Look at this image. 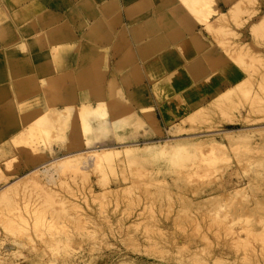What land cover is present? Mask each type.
Masks as SVG:
<instances>
[{"label":"rangeland","instance_id":"rangeland-1","mask_svg":"<svg viewBox=\"0 0 264 264\" xmlns=\"http://www.w3.org/2000/svg\"><path fill=\"white\" fill-rule=\"evenodd\" d=\"M198 1L214 11L203 25L217 18L215 0ZM246 6L204 25L227 58L242 66L240 92L187 109L193 95L181 97L165 83L162 89L158 80L164 91L152 86L154 94L176 106L171 122L158 114V133L137 122L144 119L141 106L155 103L146 86L128 85L123 68L114 67L118 52L105 44L108 34L95 33L92 22L101 20L89 0H0V191L4 176L13 182L35 167L49 168L57 156L83 151L66 173L48 169V179L37 171V182L0 198V264H264V30L251 26V42L233 40V29L264 18V0ZM108 11L119 18L117 7ZM85 42L94 51L86 68ZM237 45L245 54L235 58L229 46ZM11 62H24L31 74L23 78ZM62 71L71 75L61 85L43 86ZM51 107L65 113L53 117L58 129L48 131L43 114ZM37 116L33 126L44 125L50 134L43 130L45 146L25 145ZM232 128L241 135L235 143L223 140ZM127 144L146 146L148 155L128 160ZM89 147H116L121 154L95 166L84 151Z\"/></svg>","mask_w":264,"mask_h":264},{"label":"crops","instance_id":"crops-1","mask_svg":"<svg viewBox=\"0 0 264 264\" xmlns=\"http://www.w3.org/2000/svg\"><path fill=\"white\" fill-rule=\"evenodd\" d=\"M233 3L236 0H215L213 7L225 12ZM89 5L101 20L98 25L94 24L95 20L92 22L95 33L108 34L105 44L115 46L118 52L114 67L123 68L121 74H126L128 85L148 88V97L157 108L153 111L158 122H161L159 113L165 118L162 117L163 121L171 122V109L176 108L154 94L153 83L161 78L175 94L181 97L193 95L188 109L192 105L206 104L246 76L180 0H89ZM113 7L119 11L118 19L108 11ZM102 13L115 22V27L104 22ZM250 27L251 23L247 22L240 29H233L237 33L233 40L251 42ZM89 40L99 50L94 40ZM11 69H20L23 78L31 74L24 62L17 66L12 64Z\"/></svg>","mask_w":264,"mask_h":264},{"label":"bare ground","instance_id":"bare-ground-1","mask_svg":"<svg viewBox=\"0 0 264 264\" xmlns=\"http://www.w3.org/2000/svg\"><path fill=\"white\" fill-rule=\"evenodd\" d=\"M182 1V2H181ZM203 1H208L209 2V0H203ZM252 1H254V0H236V3H233L231 6L229 5V8H228V10L227 11H225V12H219V11H217V9L215 10V12H216V14H217V18H215V19H212V20H215V21H213L214 22V25H215V23L217 24V22H219V23H221V21H225V20H227L228 18H231V17H234L236 14L235 13H237L236 11H240L241 10V8L242 9H244V10H246V8H247V6L246 5H248V4H250ZM180 2L182 3V4H184V6H186V4H187V8H188V6H189V4H191V5H193V7H195L196 5H197V3L199 2L200 3V1H196L195 2V0H191V2H190V0H180ZM196 4L195 6H194V3ZM202 2V1H201ZM212 2H214V1H210L209 3H212ZM250 2V3H249ZM203 3V2H202ZM205 3V2H204ZM203 3V6H205V5H207L206 3L204 4ZM190 5V8L192 7ZM202 6V5H201ZM201 6H200V8H199V6L197 5L196 7H198L197 9H196V7L194 8V9H196L195 11H194V9L192 8L190 11H192L194 14L196 13L198 16H196L195 15V17L197 18V17H199L200 18V16H203V18L201 17V23H202V21H205V20H208V16H209V14L210 13H212V11H210L209 9L208 10H206L204 7H202L203 9H205L204 11V13L206 14H208V15H206L207 16V19H206V16H205V14H198L200 11L201 12H203L201 9ZM189 8V9H190ZM238 9H240V10H238ZM250 9V8H249ZM197 11V12H196ZM192 12H190V13H192ZM214 12V11H213ZM218 12V13H217ZM241 12V11H240ZM193 13H192V15H193ZM245 13V12H244ZM242 14V13H241ZM251 14H252V12H251ZM211 15V14H210ZM205 16V17H204ZM219 16V17H218ZM194 17V16H193ZM199 18H197L198 19V21L200 20ZM236 18H239L238 17V15H237V17H235V19ZM233 19V18H232ZM231 19V20H232ZM212 20H210V21H212ZM230 20V19H229ZM210 21H209V23H210ZM235 21V20H234ZM200 22V21H199ZM237 22V21H236ZM203 23H205L206 24V22H203ZM209 23H207L206 24V26H210V24ZM223 23V22H222ZM204 24V25H205ZM213 24V23H212ZM211 24V26H213ZM224 25V24H223ZM238 25V24H237ZM221 25H219V27H220ZM252 27H253V29H254V31L255 30H264V18H261V20H259L258 22H256V23H252V25H251ZM216 27V26H215ZM218 27V26H217ZM218 27V28H219ZM223 26H221V28H222ZM252 27H250V29L252 28ZM213 28V27H212ZM225 28V27H224ZM209 31V30H208ZM213 31H214V28H213ZM260 31H259V33H260ZM216 32H218V31H216ZM226 32H228V30L226 31ZM234 32V31H233ZM251 32V31H250ZM210 34H211V30H210V32H209ZM229 33V32H228ZM232 33V32H231ZM255 33H257L256 31H255ZM217 34V33H216ZM212 35V34H211ZM262 35V34H261ZM214 36V35H213ZM215 41V40H214ZM234 44V43H233ZM244 45V44H243ZM242 45V46H243ZM234 46V45H233ZM233 46H229V47H231L230 48V51L229 52H232V56H234L235 58L236 57H240V56H243L244 54H245V51H243L244 53L242 54V47H241V45H237L236 47V50H237V53H236V50H234L232 47ZM59 47V46H58ZM224 47V46H223ZM240 47V48H239ZM247 47V46H246ZM55 48H57V47H55ZM71 48V47H70ZM235 48V47H234ZM61 49V48H60ZM228 49V48H227ZM57 50V49H56ZM72 51V50H71ZM248 51V50H247ZM94 51H92V49H91V46H90V43H88V42H85L83 45H82V54H83V59H80V60H83L82 61V67H84V68H86V66H87V64H88V62H87V56L89 55V62H90V59H91V54L93 53ZM225 52V51H224ZM237 54V55H236ZM240 56H239V55ZM246 54H247V52H246ZM248 54H250V53H248ZM226 55H227V53H226ZM249 57V56H248ZM247 57V55H246V58H248ZM234 58V59H235ZM250 58V57H249ZM232 59V58H231ZM247 60V59H246ZM245 60V61H246ZM256 60V59H255ZM257 60H259V59H257ZM256 60V61H257ZM261 60V59H260ZM237 61H239V59L237 60ZM247 61H249V60H247ZM246 61V62H247ZM262 61V60H261ZM254 62V61H253ZM263 62V61H262ZM240 63L242 64H244L245 65V63H244V61L243 62H241L240 61ZM248 63V62H247ZM259 63H260V61H259ZM242 64V65H243ZM256 64V63H255ZM254 64V65H255ZM248 65H251L250 63H248ZM242 67V66H241ZM247 67V66H246ZM256 67V66H255ZM254 69V68H253ZM250 70V69H249ZM77 71V69H74V72H76ZM258 71V70H257ZM63 72V71H62ZM66 72V71H65ZM247 73V72H246ZM77 74V73H76ZM247 74H249V73H247ZM70 75H71V72L70 71H67L66 73H62V74H57V75H52V76H49L48 78H46V79H44V83H43V86H54V85H57V86H59V85H61L62 84V82L66 79V78H68V77H70ZM251 77V76H250ZM263 79V78H262ZM22 80H23V78H22ZM246 80V79H245ZM243 79L239 82V83H237V84H235V86L233 85L232 87H229V88H227L224 92H222V93H220L219 95H217L216 96V98H214L215 100L216 99H218V98H221V97H225V96H229V95H231V96H233V95H237L239 92H240V88L242 87V85L241 84H244L243 83ZM245 82V81H244ZM259 82H261V81H259ZM156 84H154L153 85V88L155 89V87L157 88V90H159V92L161 91L162 93H163V91L164 90H160L161 88L163 89V86H164V83L166 84V86H168L167 85V82H166V80L164 79V78H161L160 80H159V85H157V82H155ZM246 83V82H245ZM18 85H22V81H21V84H19L18 83ZM162 86L161 88H159V87H157V86ZM33 86H36V85H33ZM244 86V85H243ZM246 86V85H245ZM257 86H260V85H257ZM263 86H261V88H262ZM16 88V87H15ZM159 88V89H158ZM168 88V87H167ZM167 88H165V90L167 89ZM240 89V90H239ZM157 90H155L156 92H157ZM169 90V93H170V89H168ZM237 90H239V91H237ZM154 90H153V92H155ZM247 91V90H246ZM262 91V90H261ZM238 92V93H237ZM243 92V91H242ZM161 93V94H162ZM165 93H166V91H165ZM172 93V92H171ZM237 93V94H236ZM247 93V92H246ZM253 94V93H252ZM163 95H166V94H163ZM247 95V94H246ZM248 96V95H247ZM248 97H250V96H248ZM256 97V96H255ZM19 98H21V97H19ZM232 98V97H231ZM254 98V97H253ZM257 98V97H256ZM245 99V98H244ZM262 99V98H261ZM215 100H213V101H215ZM257 100V99H256ZM216 101H219L220 102V99L219 100H216ZM215 101V102H216ZM233 101V100H232ZM231 101V102H232ZM253 101V100H252ZM219 102H217V103H219ZM251 102V101H250ZM256 102V101H255ZM223 103V102H222ZM221 103V104H222ZM104 104V103H103ZM224 104V103H223ZM223 104L221 105V106H223ZM230 104V103H229ZM228 104V105H229ZM249 104V103H248ZM250 104H252L253 105V103H250ZM257 104V103H256ZM260 104V103H259ZM98 105H100V104H98ZM231 105V104H230ZM86 106V108L89 106V105H85ZM226 106H227V104H226ZM251 106V105H250ZM99 107V106H98ZM101 107H102V105H101ZM225 107V106H224ZM80 108V107H79ZM85 107L82 109L83 110V112L82 113H86L87 114V109H86ZM93 107H91L90 109H92ZM100 108V107H99ZM145 108V112H144V119H139V120H137V122L138 123H140V124H142V123H145V124H147V126L149 125V126H152L153 128H155V129H157L159 132L158 133H162V130H161V128H160V126H159V124H158V120H157V118L155 117V115H154V111H153V108L151 107V106H149V107H144ZM219 108V107H218ZM223 108V107H222ZM221 108V109H222ZM81 109H79V112H80V110ZM96 109V108H95ZM98 109V108H97ZM102 109V108H101ZM142 109H143V107H142ZM199 109V108H198ZM198 109H196L195 111H192V112H196ZM220 109V108H219ZM226 109V108H225ZM228 109V108H227ZM226 109V110H227ZM62 110V109H61ZM61 110H59L58 108H55V107H51L50 108V110L48 111V112H46V111H44L43 113V115H44V118H45V121L47 120L48 122L47 123H45L44 125H46V127L48 128V131L50 130V128H52L53 130H57L58 129V127L56 128V122H57V124H58V120H59V118L57 119V121L54 123V116L56 115V118L60 115V114H63V113H65V112H61ZM86 110V111H85ZM89 110V109H88ZM70 111V110H69ZM73 111V110H72ZM93 111V110H92ZM89 112L90 113V116L92 117V119H93V117H95V115L96 114H98V112ZM99 111V110H98ZM141 111V112H142ZM220 111V110H219ZM81 112H80V115H81ZM101 112V111H100ZM191 112V113H192ZM222 112H224V110L222 111ZM222 112H221V114H222ZM88 113V114H89ZM92 113V114H91ZM190 113V114H191ZM193 113V116H197V115H195ZM197 114V113H196ZM225 114V113H224ZM41 115V114H40ZM85 115V114H84ZM226 115V114H225ZM143 116V115H142ZM192 116V114H191V116H189V117H193ZM224 116V115H223ZM54 117V118H53ZM84 118V117H83ZM241 118V117H240ZM245 118H247V116L245 117ZM228 119V118H227ZM261 119V118H260ZM39 120V116H37V118H35V120L34 121H32V124L31 125H29L28 127L29 128H27V133H26V130H25V133L27 134V136L25 135V137H28V140H27V138H26V143L24 142V144L25 145H29V146H33V145H38L40 142H42V144L44 143V145H42V146H45V141H46V139L44 140L43 138L45 137L44 136V133H43V130L45 129L46 131V133H49V132H47V129H46V127L43 125L42 126V128H41V126H40V128H39V126H33V125H35V122H37ZM94 120V119H93ZM245 120V119H244ZM247 121H249V120H251V119H246ZM254 120H256V119H254ZM253 120V121H254ZM63 121V120H62ZM252 121V120H251ZM63 124V123H62ZM39 125V124H38ZM86 125V124H85ZM60 127V126H59ZM85 127V126H84ZM86 128V127H85ZM84 128V129H85ZM260 129H264V127H262V128H260ZM259 129V130H260ZM23 131V130H22ZM176 131H179V132H182V130L180 129H178V130H176ZM264 131V130H263ZM38 132V133H37ZM51 132V131H50ZM58 132V131H57ZM238 132H240V131H236V130H234L233 128L232 129H229V130H226L225 131V133H224V136H223V140H228V142L229 143H231V142H237L238 141V139L241 137V135H239L238 134ZM264 133V132H263ZM22 134V133H21ZM50 134V133H49ZM49 134H47V136H50ZM56 134V133H55ZM54 135V134H53ZM52 135V136H53ZM46 136V137H47ZM51 136V137H52ZM21 137V136H20ZM24 138V137H23ZM38 139H40V140H38ZM48 139V138H47ZM16 140H17V138H16ZM21 140V139H20ZM20 140L19 141H17V142H20ZM53 140V139H52ZM23 141H25V140H23ZM49 141V140H48ZM47 143V142H46ZM48 144V143H47ZM46 144V146H48ZM145 145V144H144ZM171 145V144H170ZM169 145V146H170ZM181 146H182V144H181ZM34 147V146H33ZM48 148V147H47ZM90 148V147H89ZM87 148L86 150H84V151H88V152H90L91 153V159L93 160V162H94V164H96L95 166H103V165H105V164H107V163H113L114 162V160H115V158L116 157H118L120 154H121V151L118 149V148H116V147H92V148ZM160 149V148H159ZM147 150H148V148L146 147V146H144L143 147V145L142 146H139V145H132V144H127L126 146H125V149L123 150V155L128 159V160H133V159H138V158H140V157H142V156H144L145 154H147ZM215 150V149H214ZM217 151H219V149L217 150L216 149V152ZM81 152H83V151H77V152H74V153H68V154H64V155H62V156H57V157H55V159H52L50 162H49V168H44V167H42V168H38V167H35L34 169H32L31 171H29V172H26L25 174H23V175H20L18 178H15L14 179V181L13 180H11V181H13V182H8V180H10V178H12V175H8V176H4V178L2 179V182L3 183H7L6 185H5V187L0 191V198H5V197H7V195L9 194L10 195V192L13 190V188H16V187H18V186H24V185H26V184H30V182L31 181H33V183L36 181L37 182V178H38V176H39V171H41L45 176H46V178H48L49 179V171H48V169H50V170H53V171H57L58 172V174H61V173H63V172H65V170H70L69 169V167L71 166V165H73V162L76 160V161H78L79 159H80V157H79V159L77 158L80 154H81ZM214 152V151H213ZM90 153H86V154H89L90 155ZM213 154H215V152L213 153ZM88 155V156H89ZM148 155V154H147ZM216 155V154H215ZM78 159V160H77ZM88 159V158H87ZM46 163V162H45ZM43 164V163H42ZM74 164H76V162H74ZM93 164V163H92ZM8 170V169H7ZM38 171V173H36ZM75 171V170H74ZM41 173V174H42ZM66 173V172H65ZM70 173V172H69ZM42 174V175H43ZM51 174V173H50ZM57 174V173H56ZM64 174V173H63ZM62 174V175H63ZM3 175V174H2ZM1 176V175H0ZM52 181V180H51ZM14 184V185H13ZM32 184V183H31ZM12 193V192H11Z\"/></svg>","mask_w":264,"mask_h":264}]
</instances>
